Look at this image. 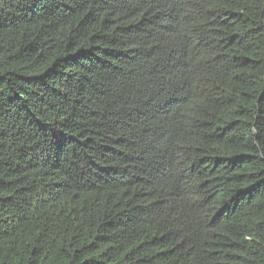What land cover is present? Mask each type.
<instances>
[{
    "label": "trees",
    "instance_id": "obj_1",
    "mask_svg": "<svg viewBox=\"0 0 264 264\" xmlns=\"http://www.w3.org/2000/svg\"><path fill=\"white\" fill-rule=\"evenodd\" d=\"M0 264H264V0H0Z\"/></svg>",
    "mask_w": 264,
    "mask_h": 264
}]
</instances>
